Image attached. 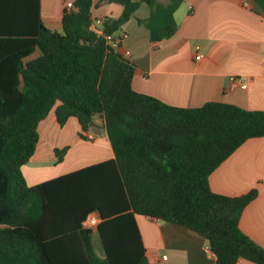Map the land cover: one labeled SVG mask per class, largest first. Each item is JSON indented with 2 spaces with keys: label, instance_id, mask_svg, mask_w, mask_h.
<instances>
[{
  "label": "trees",
  "instance_id": "1",
  "mask_svg": "<svg viewBox=\"0 0 264 264\" xmlns=\"http://www.w3.org/2000/svg\"><path fill=\"white\" fill-rule=\"evenodd\" d=\"M102 1L122 13L104 17L97 34L92 0H72L60 31L42 23L39 0H0V264H148L139 216L198 235L214 264H264V249L238 225L256 190L229 197L209 189L219 164L246 140L264 138V111L223 102L182 108L135 91V65L103 35L121 33L140 1ZM182 1L142 0L149 15L138 21L151 43L174 34ZM250 1L264 15V0ZM53 109L59 126L76 119L81 139L103 122L114 158L27 186L21 167ZM65 150L55 151L57 161ZM93 212L100 221L86 229Z\"/></svg>",
  "mask_w": 264,
  "mask_h": 264
},
{
  "label": "crops",
  "instance_id": "2",
  "mask_svg": "<svg viewBox=\"0 0 264 264\" xmlns=\"http://www.w3.org/2000/svg\"><path fill=\"white\" fill-rule=\"evenodd\" d=\"M71 1L39 0L42 23L59 31L63 10ZM133 1L140 3L120 26L124 37L119 53L128 51L126 59L135 65V91L182 108L223 102L264 111V15L250 0H183L173 14L177 24L174 34L156 44L150 42L148 31L138 21L148 17V6L142 0ZM121 13L119 3L92 0L91 28L101 33L102 19L119 18ZM196 47L198 60L194 59ZM36 56L34 51L24 62ZM230 77L246 87L237 84L230 88ZM53 111L38 123L35 151L21 167L27 186L114 158L103 122L95 120L92 140L81 139L76 119L69 118L59 126ZM62 149L66 150L57 161L55 151ZM209 189L229 197L256 190L238 225L264 249V138L246 140L219 164L209 176ZM136 223L148 264H214L206 242L186 228L140 216ZM91 242L96 256L103 258L99 239L98 245ZM236 264L254 263L240 258Z\"/></svg>",
  "mask_w": 264,
  "mask_h": 264
},
{
  "label": "built area",
  "instance_id": "3",
  "mask_svg": "<svg viewBox=\"0 0 264 264\" xmlns=\"http://www.w3.org/2000/svg\"><path fill=\"white\" fill-rule=\"evenodd\" d=\"M65 6L67 9H70L72 7L71 2H67ZM245 6H247L246 3H245ZM101 33H97V34H101ZM103 36H104L105 41L110 45V47H112L113 49H115L119 52V47H120L122 39L124 37L123 32H121L119 34L113 33V34L103 35ZM198 50H199V47H196V50H195L196 54L194 56L195 60H198L200 58V54L198 53ZM121 55L124 56L125 58H127V56L129 55V52L125 51ZM229 80H230V88L234 87L237 84H239L240 87H246L245 83H239L238 79L235 77H230ZM85 136H86V139L92 140L94 134L92 132H88ZM99 221H100V219H99L97 213L93 212V213H90L86 217V219L83 222V226L86 227V229L94 230L95 227L98 225Z\"/></svg>",
  "mask_w": 264,
  "mask_h": 264
},
{
  "label": "rangeland",
  "instance_id": "4",
  "mask_svg": "<svg viewBox=\"0 0 264 264\" xmlns=\"http://www.w3.org/2000/svg\"><path fill=\"white\" fill-rule=\"evenodd\" d=\"M165 1V0H164ZM60 31V30H59ZM91 239L96 243V245H98V239H97V235L96 234H92ZM95 245V246H96ZM99 246L97 247L98 250Z\"/></svg>",
  "mask_w": 264,
  "mask_h": 264
},
{
  "label": "water",
  "instance_id": "5",
  "mask_svg": "<svg viewBox=\"0 0 264 264\" xmlns=\"http://www.w3.org/2000/svg\"><path fill=\"white\" fill-rule=\"evenodd\" d=\"M92 132H94V130Z\"/></svg>",
  "mask_w": 264,
  "mask_h": 264
}]
</instances>
